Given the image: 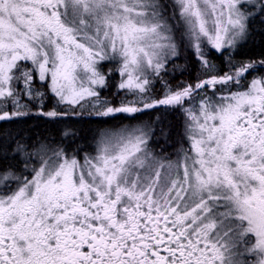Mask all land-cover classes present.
Wrapping results in <instances>:
<instances>
[{"label":"snow or ice","instance_id":"snow-or-ice-1","mask_svg":"<svg viewBox=\"0 0 264 264\" xmlns=\"http://www.w3.org/2000/svg\"><path fill=\"white\" fill-rule=\"evenodd\" d=\"M152 110L183 115L175 160ZM69 115L94 154L16 129ZM0 264H264V0H0Z\"/></svg>","mask_w":264,"mask_h":264},{"label":"trees","instance_id":"trees-1","mask_svg":"<svg viewBox=\"0 0 264 264\" xmlns=\"http://www.w3.org/2000/svg\"><path fill=\"white\" fill-rule=\"evenodd\" d=\"M177 40L179 42V34L177 33ZM213 63L217 64L218 67L221 66L222 62L220 59H216L215 56H213ZM224 70H226V65H223ZM108 71V68H105V72ZM200 72V67L196 64L195 57L191 55L190 50L185 51L183 48L181 49V53L178 57L174 58V63H169L168 65V72L165 75V79L168 80L169 84L175 88L177 85H179L181 82L188 83V82H195L197 79V76ZM118 82V77L115 73L110 77V84L111 86L107 89L102 90V98H107L112 103H119L117 98H120L119 96L115 95L117 89L116 84ZM37 85L39 82H36ZM157 89L156 94H160L162 90V85L160 83H157L155 85ZM42 91L44 89H41ZM52 107V101L48 100L45 103V110H49ZM62 107V106H61ZM108 124L104 126H118L121 121L113 119V118H107ZM143 119L146 121L148 120L147 116L143 117ZM26 123L20 124L16 126L17 130H22L26 136H38V135H47L49 138H55L57 143L59 144V139L63 138L61 133L64 130H68L70 133H75V135H69L67 138L74 139L78 141L79 139H87L88 141L92 137V130H95L96 128L101 126V121L89 117V120H91V123L82 122V121H88L85 120V117H77V116H66L61 117L58 119L56 123H50L47 118L45 117H36L31 116L25 118ZM161 120H158L160 122ZM123 123H128L127 120H124ZM133 123H139V121H135ZM172 123L170 120L168 123L163 122L162 124L157 127V130L163 126L165 130L170 131V139L171 138H177L179 137V127L178 130L170 124ZM178 123V121L176 122ZM154 124L156 126L157 121H154ZM160 136H155V138L159 139ZM65 143V142H63ZM83 143H77L74 141V146H77V144L83 145ZM90 143V142H89ZM154 146V149L160 148V145L152 143Z\"/></svg>","mask_w":264,"mask_h":264},{"label":"flooded vegetation","instance_id":"flooded-vegetation-1","mask_svg":"<svg viewBox=\"0 0 264 264\" xmlns=\"http://www.w3.org/2000/svg\"><path fill=\"white\" fill-rule=\"evenodd\" d=\"M196 64L199 66V63L196 61ZM118 77V75H117ZM155 114L151 117V120L154 122V121H157V124H156V130H157V127L159 125H161L160 122H158V120H161L163 122H166L168 123L169 120L172 122L170 124H172L177 130H178V127L180 129L179 131V137L177 138H163L161 139L159 137L158 138H154L153 141L150 142V145L153 147L154 145L152 144L153 142L155 144H158L160 145V148H157V149H154L153 147V151L155 153H157L159 155H164V153H166L167 157L166 158H169V159H174V156L175 155H172V151L174 149H178L177 150V153L180 152L182 146L183 147H186L188 145V142L186 141V139H182V135H183V132H182V126H181V114L179 111H169L167 113H164L163 111H160V112H156V110H152ZM37 117V116H36ZM92 118H95V117H92ZM148 118V117H147ZM89 120V117L85 116V120ZM97 119V118H95ZM149 119V118H148ZM178 121V123H176ZM159 131V129L157 130ZM56 140V139H55ZM60 141H63L65 143H63V147H65L66 149H68L69 151V154H73V153H79V157L82 159L83 155L85 154L84 151H80L81 149H84L86 150L87 152H90L92 153L93 152V148H92V143H93V139L91 137V139L88 141L87 139H79L78 141L74 140V139H68L67 137H63L61 139H59V142ZM74 141L75 142H79V143H83L85 142L83 145H80V144H77V146H74ZM90 142V143H89Z\"/></svg>","mask_w":264,"mask_h":264},{"label":"rangeland","instance_id":"rangeland-1","mask_svg":"<svg viewBox=\"0 0 264 264\" xmlns=\"http://www.w3.org/2000/svg\"><path fill=\"white\" fill-rule=\"evenodd\" d=\"M199 67H200V65H199ZM118 80H119V77H118ZM37 82H39V81L37 80ZM117 83H118V82H117ZM218 87H219V86H218ZM117 100L120 102V98H117ZM183 123H184V118H183V115L181 114V126H182V132H183ZM154 138H155V137H154ZM154 138H153V139H154ZM160 138L163 139L164 137H163V136H160ZM153 139L150 140V142L153 141ZM186 141H187V140H186ZM91 146H92V148H93V152H92V154H94V149H95L94 142L92 143ZM187 146H188V145H187ZM187 146H186V147H187ZM186 147H185V148H186ZM177 150H178V149H174V150L172 151V155H175L173 160L177 159V157H178L179 155L182 154V153H181V150H180L179 153H177ZM156 154H157V153H156ZM159 155H160V153H159ZM162 156H164V157L166 156V157H167L166 153H164V155H162Z\"/></svg>","mask_w":264,"mask_h":264}]
</instances>
